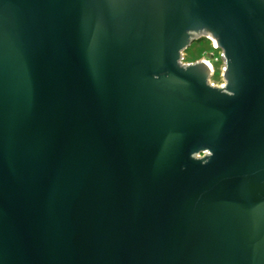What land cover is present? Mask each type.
Returning a JSON list of instances; mask_svg holds the SVG:
<instances>
[{"label":"water","instance_id":"obj_1","mask_svg":"<svg viewBox=\"0 0 264 264\" xmlns=\"http://www.w3.org/2000/svg\"><path fill=\"white\" fill-rule=\"evenodd\" d=\"M0 264H264V0H0Z\"/></svg>","mask_w":264,"mask_h":264},{"label":"rangeland","instance_id":"obj_2","mask_svg":"<svg viewBox=\"0 0 264 264\" xmlns=\"http://www.w3.org/2000/svg\"><path fill=\"white\" fill-rule=\"evenodd\" d=\"M215 44L214 39L205 38L201 41L194 42L190 49L184 55V64H191L196 62L212 63L215 69V75L211 79L220 83V73L224 63L220 61V51L213 48ZM215 59H219V62H215Z\"/></svg>","mask_w":264,"mask_h":264},{"label":"built area","instance_id":"obj_3","mask_svg":"<svg viewBox=\"0 0 264 264\" xmlns=\"http://www.w3.org/2000/svg\"><path fill=\"white\" fill-rule=\"evenodd\" d=\"M213 48H215L216 50L220 51V61L221 62H225L224 60V57L222 56V50H220L215 44H213ZM215 62H219V59H215ZM211 68V73H212V76L210 77V84L213 85V86H222V85H226V81H225V78H223V75H224V72H225V69H226V63H224V66L222 67V72L220 73V83L219 82H215L213 81V79H211L213 77V75H215V69H214V66L212 63L209 62L208 64Z\"/></svg>","mask_w":264,"mask_h":264}]
</instances>
